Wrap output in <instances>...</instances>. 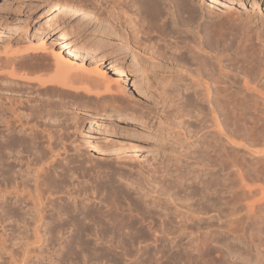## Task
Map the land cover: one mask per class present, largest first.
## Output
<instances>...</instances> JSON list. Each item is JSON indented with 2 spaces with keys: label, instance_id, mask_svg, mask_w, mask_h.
I'll return each instance as SVG.
<instances>
[{
  "label": "rangeland",
  "instance_id": "1",
  "mask_svg": "<svg viewBox=\"0 0 264 264\" xmlns=\"http://www.w3.org/2000/svg\"><path fill=\"white\" fill-rule=\"evenodd\" d=\"M31 1L0 0V48L17 41L27 47L31 41L45 37L46 44L58 41L68 44V50L91 49L83 54L87 69L96 68L113 81V68L122 67L124 90L121 88L123 92L115 95L114 101L105 95L100 104L94 93L63 90L61 97L68 96L63 102L67 104L58 108L55 121L41 117L31 123L40 131L38 145L35 151L23 154L24 161L36 151L38 157L46 154L50 144L58 142L53 149H60L56 153L61 157L48 169L43 182L44 189L47 187L43 190H50L44 197L51 192L57 203L52 209H41L43 221L27 216L18 223L0 222V264H253L238 257L247 250L242 241L235 244L232 236L242 235L247 227L244 207L264 202V53L255 42L258 31L264 37V0H227L231 8H223L222 0H193L203 17L200 23L206 36L216 40L221 37L214 54L221 58L229 55L221 62L222 68L218 67L222 75L216 77L228 83L226 87L231 90L211 94L210 99L215 98L217 104H208L201 92H182L183 85L172 79L174 71L163 52L153 61L161 70L153 69L154 74H149L151 86L156 84L153 91V87L148 90L137 66L107 37L102 26L95 25L87 32L82 25L78 35H69L65 28L79 25V19L44 28L51 12L30 9ZM58 1L89 14L102 11V0ZM245 16L250 19L251 40L244 53L238 54V26L233 23L235 18L244 21ZM49 55L47 51L44 58L26 62L30 64L25 66L30 79L40 75V71L36 73L40 67L43 71L49 68ZM248 57L253 58L250 61ZM102 88L97 90L102 93ZM112 104L118 113L126 112L130 117L106 121L98 112ZM138 114L141 119L135 117ZM89 125L91 145L84 141ZM82 181L86 184L76 189L77 195L80 200L86 195L95 222L84 221L86 226L82 227L90 228H82L80 233L65 219L74 208L68 193H75L74 188ZM11 185L7 190L13 193L15 185ZM35 228L42 231L34 232ZM205 233L207 237H203Z\"/></svg>",
  "mask_w": 264,
  "mask_h": 264
},
{
  "label": "bare ground",
  "instance_id": "2",
  "mask_svg": "<svg viewBox=\"0 0 264 264\" xmlns=\"http://www.w3.org/2000/svg\"><path fill=\"white\" fill-rule=\"evenodd\" d=\"M21 1L30 2V0ZM213 1L216 2V0H211V2ZM228 2L227 0H222L220 3L223 8H229L230 5ZM31 3L33 6H30V9L33 8V10L35 9L36 11L48 9V11L51 12V15H49L46 18L47 20L43 23L44 28H50L54 25H58L63 22H69L71 20L73 21L79 19V25H76L74 27L70 26L69 24L66 26V28L64 27L69 35H78V33L81 31L80 27L82 25V29L84 28V30H87V32L91 29V27L95 25L102 26V30L105 32L106 35H108L107 37L113 39L115 41V44L119 46L120 49L123 51L125 57H129L132 63L137 66V68L139 69L137 70L141 72L142 76L146 80L145 84H147L148 90H151L153 84H156V82H153L151 86L150 78L148 77L151 72L152 75L154 74L155 70L153 72V69H160L159 66L158 68H155L157 64L153 61H156L155 57L159 58L162 52L166 54V62H169L171 67L173 68L174 72L173 76H171L172 79H175V81L177 80L182 83V92H191L193 95H196L197 93L201 92L203 96L206 97L208 104H214L215 98L210 99L211 94H221L220 92H225L226 94V92L231 90H228V88L226 87L228 83H226L225 85L222 83L223 80L218 81V78L216 77L218 76V74H221V62L227 59L229 55L227 54L223 56V58H221L222 55L220 57L219 55L217 56L216 54H214V48L219 44L218 40L221 37L216 40L213 39L214 37L211 38L206 36V30H204V27H202L204 24L202 25V23H200L203 17L195 8V3L194 5L192 4L193 0L192 2L191 0H102V11L99 14H95L93 12V14L82 12L73 6L65 5L62 2H59L58 0H33L31 1ZM235 19L237 21H235L236 23L234 22L233 24L235 25V27L238 26L236 28L239 34V41H235L238 42L235 45L238 46V54H243V49L245 48L246 44L251 40L250 36L252 32L249 31L248 24V21L250 19L248 17L246 18V16L244 19L245 22H241L237 18ZM84 23H87L85 27ZM255 31L257 32L256 29ZM29 35L27 38L30 37ZM44 38H38L35 41H31V43L28 42L30 46L27 47H23L22 44V47L19 46L20 43L18 44L19 41H17L14 44L4 43L5 46L1 45L0 48V222L7 221L9 223H14L19 220H23V218H26L27 216L35 218L37 219V221H41L42 219H44L41 209L44 208V206H46L47 208L50 207V209H52L53 205L57 203L56 200L52 197V193L49 192V189L47 190H49L48 192L50 194H47L48 196L45 195L46 197H44L43 194L47 191L44 190L47 187L44 189L45 183L43 182L44 180H47L46 178L48 176L46 175V172L48 171V169L53 167L55 164H58V159L59 157H61L60 154L58 155L60 149L56 150V143L58 142H54L55 144H50L49 148L45 147V149L48 148V151H46V154L44 153V151H42L44 154H42L40 157L36 156L38 154L37 151L35 152L37 154L33 152V154L30 153L32 159L29 158V160L24 161L23 157L24 153L33 151L35 149L34 147L38 145L36 139L39 138L38 135L40 131H38L36 127L32 125L33 122L37 121L36 118L43 117L48 118V120L55 121L58 108L62 107V105L64 104H67L63 102L65 101L64 99L68 96L64 97L63 99L61 97L63 94H65L63 90L66 91V89L72 90L76 88L73 91L83 90L85 91V93L86 91L88 93L90 92L91 94L94 93L96 98L95 101L98 102V104L104 101L105 95L109 96L110 99L114 101L113 99H116L115 95L120 94V91H122L121 88L124 90V82L122 78V76L124 75V70H122V67L113 68L116 77L113 81H110L106 79L104 73H101L96 68H91L93 70L89 71L90 68L83 63V54H87L89 51L93 50L85 49L82 47H73L68 50V48L66 49L68 44H58V41L54 40H52L49 44H46V42H44ZM256 41L258 42L259 48L261 49V54L264 53V37H262L261 30L256 33L255 42ZM224 44H222V46H225ZM228 45L229 44H227L226 46ZM47 51L49 52V56H51L52 59L51 65L47 70L46 68H43L45 69L44 71L41 70L42 68H39L38 66L39 69L36 68V73L40 71V75L43 74V76H40L37 73L39 76L36 75L37 77L33 76L34 78L30 79L32 78L29 77L30 72H28V76L26 72L27 70L25 71V68L27 67L26 65L29 64H27L26 62L32 58H44V53H47ZM230 56L231 58L233 57L232 55ZM234 58L232 60H234ZM251 58L253 57H250V59L248 57L250 61ZM29 68L32 69L33 67ZM224 69H226V67ZM29 70L30 69H28V71ZM41 71H43L44 73H41ZM45 71H48V73H46ZM163 71L164 70L162 69V72ZM247 71H250V69H247ZM169 73L171 72L169 71ZM248 73L245 74L248 75ZM34 74L35 73H33V75ZM262 74H264V72H262ZM241 76L243 75L241 74ZM156 78L157 77H154L153 79ZM166 79L168 78L166 77L165 80ZM160 80L162 79L160 78ZM262 82H264V80ZM222 84L224 85L223 87ZM243 85L244 84H242L241 87ZM53 86L57 87V89L59 90H54V88L52 89ZM154 87L152 88V91L154 90ZM177 87L179 88V86ZM245 87H247V83H245ZM98 88L103 89L102 93L100 89L97 90ZM91 90H93L94 92ZM95 90H97L98 92L96 93ZM246 90L248 89L246 88ZM255 97L257 96L255 95ZM217 102L215 104H217ZM98 113L102 114L103 117H106L108 119L106 121H110L109 119H111L112 117L117 118V120H123L130 117V114H127L126 112L118 113L115 110L113 104L112 106L109 105L108 108H105L103 111L100 110ZM141 116L142 115L135 117L141 119ZM89 129L90 125L85 132L86 134L84 136V141L86 144L91 145V140L89 138ZM50 139H53V137ZM53 145H55V147ZM53 148L56 149L54 150ZM61 148L63 149V147ZM57 151L58 153H56ZM66 154H68V152ZM9 184L15 185L13 193L7 190V186H9ZM77 184L79 185L78 188H74L75 193H71V191H69L68 193L70 195L69 197L72 198L71 201L73 202L74 208L72 212H69L70 215L66 217L68 220L65 219V223H69L70 221L71 223L73 222L75 226L72 227H74V230L75 227L77 228L75 232L80 231L81 233V229L83 228L81 224H83L84 221L92 222L95 217L89 211V206L86 202L88 199L86 200L85 198L86 195L83 196V199L81 198V200L80 198H78L80 195H77V193L79 192L77 190H80L86 183L84 184V182L82 181ZM9 188L12 189V187ZM263 189L264 188H262V190ZM83 193L86 194L85 192ZM262 193L264 192L262 191ZM260 196H262L261 193ZM78 200L81 202L80 204L78 203ZM243 202L244 201H242V203ZM253 203L247 205L245 204L246 206L244 207L245 212L243 211V213H245L244 218L246 220L245 223L247 227L245 228V230H243L242 235H237L238 233H233L232 238L235 244L240 243V241H242V244L244 245V247H246L247 251H245L244 255L239 253V258H244L249 263L251 262L253 264H264V202L262 203V205L260 204V206H255ZM58 209H60V205L58 206ZM55 219L57 218L55 217ZM235 220L233 221L236 222ZM161 223L163 225V222ZM85 228H83L82 231ZM35 229L34 232L37 233L41 230L39 228ZM54 229L56 230V228ZM203 237H207L206 233Z\"/></svg>",
  "mask_w": 264,
  "mask_h": 264
}]
</instances>
